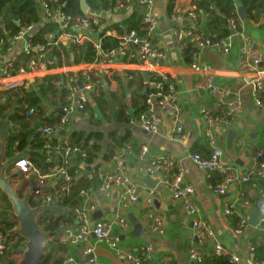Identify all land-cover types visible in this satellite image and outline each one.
Wrapping results in <instances>:
<instances>
[{"label":"crops","instance_id":"0c3cea01","mask_svg":"<svg viewBox=\"0 0 264 264\" xmlns=\"http://www.w3.org/2000/svg\"><path fill=\"white\" fill-rule=\"evenodd\" d=\"M153 1L155 4L153 13L158 18V29L154 38L157 47L164 50L166 53V58L159 61L160 63L155 67V70L157 72H169L175 77L174 81L177 87V98L186 121V131L188 133L187 140L185 142H176L172 140L173 120L169 118L158 105H156L154 111L155 121L158 126L157 133H150L144 130L139 124L132 123V119L134 118L130 119L127 115V120L125 118L124 120L119 119L118 110L121 95L125 93L123 101L127 104V114L132 117L135 110V99H137L138 94H143L146 87L145 84L143 87L139 79H137L138 81L134 86H131L129 84L130 79L125 71L133 70L136 73L141 72L143 77V79L141 77V81L144 83L146 81L144 72H148L150 76V72L146 70V67L137 63L136 60L118 64L113 75L103 81L101 96L100 91L97 94L91 95L87 102L86 111L74 113L66 131L59 132L56 137L61 142L69 143L71 141V133L75 129L85 130L89 133L90 130L80 127V123L83 121L92 123L91 131L98 130L103 132V149L98 160L95 162V165H91V168H88V166L83 167L81 163H79L80 174L76 178L78 179L82 176L91 178L96 177L94 183H98L97 185L102 183L101 174L104 176L106 173L113 172L116 168L115 161L112 160V158L109 159L106 157L110 145H112L111 147L114 153L127 144L131 145L132 153L128 155V175L133 184L138 186L140 198L129 203L128 206H124L121 201V191H119L118 186L112 187V193L110 195H106L99 189H95L92 201L98 204V209L96 212L90 211L92 222L101 217L104 219L119 218L126 221V224L119 222L116 226V233L119 235L125 249L132 250L137 246L150 245L152 247V264H193L189 257V249L191 244L196 242L197 239L194 235L191 220L198 215L193 217L188 216L182 201L174 197L169 185L164 182L167 171L152 176L154 179H159V183L155 187L156 196L152 208L147 204L149 190L152 187H149V185L141 179L142 176L147 175V173L142 170L144 165H147L157 156L169 155L175 160L177 166L183 169L185 182L194 186L193 201L199 208V216L212 225L214 229L215 236L206 241L205 245L202 247V252H204V254L210 253V251L214 249L216 242H219L228 253L231 252L239 255L242 264H255L249 251V242L251 237L257 231L261 230L259 220L264 210L259 209L257 203H264V198L261 197V192L264 191V176L260 179L253 177L252 182L246 183L243 186L237 182H233L229 191L224 195L216 194L209 188L208 171L194 163L190 155L194 152L193 149L199 151L203 156L208 154L205 148V145L208 143L205 136V123L201 118L200 111L201 108H207L212 113H217L218 107L215 97L198 87V82H201L203 78L200 74L192 70L190 66L185 64L182 47L172 34V28L175 26L173 14L186 12L193 4L196 5V3L195 0H176L173 13L170 14L168 11L169 0ZM237 3L239 18L237 26L231 24V51L225 54L216 46L208 45L201 50L200 57L202 62L212 66L217 83L231 91L230 97L239 95L245 104L244 110L236 115V119L232 126L223 127L218 125L214 128L223 148L221 163L230 168L229 171L233 175H241L251 170L253 167L252 156L258 149L264 147V111L261 107L256 105L253 96V85L248 77L249 74L246 73L241 66L245 36H248L254 41L255 47L253 51L261 55V66L264 67V17L261 16L258 20L247 17V14L238 0ZM38 10L40 20L35 24L34 33L37 31L38 26L51 22V20L48 21L44 16L40 7H38ZM134 11L143 13L144 8L139 5L137 1H133L129 9L117 11L111 15L104 14L103 10L98 12V15L102 20H105L103 25L106 27L111 24V22L124 19ZM88 13H90V11ZM200 13L199 28L207 33V15L203 11H200ZM237 27H240L241 30H237ZM9 40L11 42V49H7L6 53H3L1 49L0 57H6V60L13 58L17 59L24 52L25 40L14 41L13 38ZM53 57L54 54L49 56V58ZM63 62H65L64 70L74 73H80V71L85 69L93 68L91 65L92 63L80 62L69 64L67 63L66 56L63 57ZM61 65L55 64L56 68L54 69L37 71L30 74L16 75L18 72L6 76L0 74V107L9 105L6 106L4 112L0 110V180L2 181L0 182V187L8 193L11 199L13 204L11 215L17 220L16 226H18L15 227L17 229L16 232H19L22 236L21 223L15 209V202L10 194L16 195L21 201H24L25 204L34 211L37 221L40 214L46 208H51L58 214L66 213L67 220L64 222L61 230L50 232L41 227L45 235V254L47 253L46 246L50 243L51 239L58 237L59 241L66 243L67 248V251L59 254L58 257L61 256L65 259L68 254L75 255L79 258L78 256L82 255L85 247L89 243H95L94 235L91 236L89 243L72 244L63 241L64 227H76L78 225L77 214L74 210V207L77 205L73 207L64 206V202L60 201L58 203L53 202L46 204L44 202L45 195L53 192L54 186L52 184L44 185L42 192L36 193L35 190L39 185L38 176L33 172L23 173L16 166L17 159L20 157H29V153L24 152L20 154L17 152L19 155L14 158H7L6 156L8 135L10 129L15 127L11 115L14 113L24 114L21 108L28 106L26 103H23L21 106L16 103L18 102L17 98L19 96L24 95L25 92H36L41 98V102L38 106V109H40L38 116L42 117L45 116L46 112L55 111L56 108L65 101L64 97L59 94L55 96L52 94L44 95L40 90L41 82H45L43 78L47 75L58 74L56 72L59 71L58 67ZM115 72L119 74L118 76L122 80L121 84H119L118 80L115 78ZM25 78L31 81L29 88H25L24 86L11 88L7 86L9 80L15 79L22 81ZM10 93L15 94L10 95ZM113 94L116 96H113ZM260 94L264 99V90L261 91ZM95 96H100L99 102H97ZM2 113L4 116H2ZM25 113L27 116V111H25ZM74 121H76L75 126H72ZM232 131L235 132V135L232 136V142L230 143V133ZM112 134L115 135L112 136ZM112 137L114 139L119 138L120 145H115L112 141ZM145 146L147 151L144 157L141 158V153ZM209 148L211 149L210 146ZM18 174H23L26 177L35 175L36 180L33 181L30 179L28 184L23 183L20 187L19 183H17V180L20 179ZM168 176L172 178L174 173L170 171ZM242 188H244V195L246 198L252 202L249 207L242 208V211L248 216L250 225L246 231L240 235H235L234 229L238 223V216L227 215L224 208L228 200L237 199L240 196ZM40 197L43 199L40 205L32 206L30 204L31 199L38 200ZM262 207L264 209V206ZM71 211H73L72 214ZM97 213L99 214L96 216ZM154 214H161L163 216L165 224V232L163 234L151 230ZM185 220L188 222L185 223ZM138 227L140 228L139 230ZM27 241V238H25L23 242L24 245H27ZM95 252L98 259L104 264H128L119 259L115 250L107 244H97ZM22 259L23 253L19 255V264Z\"/></svg>","mask_w":264,"mask_h":264},{"label":"built area","instance_id":"2783aa9c","mask_svg":"<svg viewBox=\"0 0 264 264\" xmlns=\"http://www.w3.org/2000/svg\"><path fill=\"white\" fill-rule=\"evenodd\" d=\"M139 5L144 8L143 12V29L144 34H139L136 30L119 34L118 30H107L106 34L117 37L118 44L109 50H103L102 40L99 38L100 33L104 30V23L98 14H86L84 17L74 18L65 13L60 6L54 7L53 0H38V5L43 11L47 20L58 23V32H50L47 34L49 45H58L59 42L65 44H84L86 42L93 43L94 47L100 53V59L91 65L93 68L85 69L80 73H74L64 70L65 62L58 68L59 75H63L64 79L56 81L60 93L63 91V85L68 90L65 93L64 99L60 106L53 112H46L45 117L53 116L55 123H45L38 128V131L46 139L43 147L45 155V163L51 164L49 171H43L30 159V157H20L16 161V166L23 173H35L39 178L38 188L36 193H41L44 185L52 184L53 192L45 195L44 202L50 204L53 202H62L60 199L64 195H68L72 189L76 177L80 174V166L74 162V157L80 154L82 159L79 163L83 167H91L84 160L87 152L81 147L65 143H53L52 140L56 138L59 132L66 131L72 116L77 112H85L87 102L91 95L97 94L103 85V81L111 77L116 69V66L123 62H132L144 65L146 70L150 72V78L145 81V95L146 106L145 112L141 113L137 118L132 119V123L139 124L144 130L150 133H157L158 126L155 121V107L158 105L166 113V115L173 120L174 127L171 135L172 140L176 142H185L188 138L186 131V121L182 114L179 100L177 98V87L175 84V77L169 72H157L155 67L160 63L159 61L166 58L164 50L157 47L152 42L154 35L158 29V18L153 13V0H136ZM133 0H121L113 8L104 10V14L111 15L117 11L126 10L130 8ZM201 13L198 7L193 4L189 10L183 13L173 14L175 26L172 28V34L175 39L183 45H192L196 47L193 53L195 59L194 64L190 65L192 70L200 74L203 80L198 82V87L209 92L216 99L218 107L217 113H212L207 108H201V118L205 123V136L209 142L213 154L209 159L202 158L197 153H191L190 157L194 163L199 167L208 171L218 170L225 174L222 181L218 183H208L209 188L216 194H226L233 182L239 183L243 186L250 183L253 177L260 179L264 176V147L258 149L252 156L253 167L248 172L241 175H233L229 171L230 168L221 163L223 156V148L214 128L219 126L230 127L236 119V115L244 110V102L239 95L230 97L231 91L226 87L220 86L213 73L212 66L200 60L201 50L208 45H214L220 51L228 54L231 51L230 36L224 37L219 41L215 40L212 34H208L199 28ZM233 26H237L234 19L231 20ZM35 23L28 24L23 27L13 40H25L24 52L32 55L25 66H21L16 73L30 74L37 71H46L56 68V58H49L47 55L50 48L47 45L33 46L30 41L31 35L35 30ZM72 31H67L69 28ZM95 27V28H94ZM2 42L0 41V50ZM254 41L245 36V44L243 46V60L241 62L242 69L249 74L250 82L253 85V96L255 103L264 111V100L261 98V91L264 90V67L261 66L262 57L258 52H254ZM10 50L11 47L9 46ZM16 58L7 59L0 57V74L6 76L11 74L9 71L14 67ZM72 73V74H71ZM12 75V74H11ZM13 78V77H10ZM31 81L25 78L22 81L9 80L11 88H19L24 86L29 88ZM147 86L149 89H147ZM148 90L150 92H148ZM148 92V93H147ZM40 112L38 108H31L27 112L28 115L34 116ZM147 149L146 146L141 153V158L144 157ZM132 153L131 145L127 144L121 147L112 157L116 163V168L111 173H106L102 176V183L100 185H93L80 189V196L84 199L82 203H78L74 207L77 214L78 225L64 227L63 241L78 244L89 243L92 235L95 237V243H89L82 255L83 258H77L75 255L68 254L63 264H104L98 259L95 247L99 243L109 245L115 250L116 255L122 261L128 264H152L150 245L137 246L132 250H127L123 247L119 235L116 233V226L119 222L126 224V221L119 218H97L92 222L90 211H97L98 204L92 201L95 189H99L102 193L110 195L112 187L118 186L121 191V201L124 206H128L140 198V190L137 185L131 181L128 171V155ZM78 163V164H79ZM76 165L74 172L70 168ZM177 169L174 176L171 178L168 173L172 169ZM147 174L152 176L161 172L167 171L164 182L169 185L175 198L180 199L188 216H196L191 220L196 242L191 244L189 249V257L193 264H201L203 261L202 246L205 241L215 236L214 229L207 221L199 216V208L193 201L194 186L186 183L184 180V171L177 166L175 160L169 155H160L153 158L147 165L142 167ZM210 177V175H209ZM255 183V182H253ZM156 196V189L149 190L147 204L149 207L154 206ZM261 197L264 198V191L261 192ZM252 204L251 200L244 195V188H242L240 196L237 199L228 200L225 204L224 211L227 215H237L238 223L234 229L235 235H240L249 228V220L246 213L242 211L243 207H249ZM185 223L188 221L185 220ZM261 230H264V213L259 220ZM151 230L163 234L165 232L164 219L161 214H154L151 223ZM9 246V242L4 235L0 234V254L4 253ZM21 254H25L27 245L22 248ZM255 246L249 242V251L255 264H264V261H256L254 254ZM217 254L227 253L230 255V264H242L239 255L235 253H228L223 245L219 242L215 244ZM93 254L92 258H84L86 255Z\"/></svg>","mask_w":264,"mask_h":264},{"label":"trees","instance_id":"16d2710c","mask_svg":"<svg viewBox=\"0 0 264 264\" xmlns=\"http://www.w3.org/2000/svg\"><path fill=\"white\" fill-rule=\"evenodd\" d=\"M121 0H87L89 4L88 14H98V12L103 11L108 8H113L120 3ZM136 1V0H133ZM240 5L243 7V10L247 14V17H252L253 19L258 20L261 16L264 17V0H238ZM176 0H169L168 2V11L170 14L173 13ZM195 3L199 11H203L206 17V29L208 34H212L215 37L216 41L224 37L231 36V20L234 19L235 22H238L239 14L237 10V0H195ZM52 5L54 7H59L67 14L71 15L74 18L84 17V14L81 10V1L80 0H53ZM38 1L37 0H0V41L2 42V51L3 53L7 52L8 47L11 45L10 38L12 39L23 27L28 24L37 23L40 20V14L38 10ZM123 11V10H121ZM104 23L105 20H102ZM143 13L132 12L127 15L124 19L118 20L116 22H111L107 25L104 30L100 33L99 38L102 40L103 50H109L114 48L119 39L117 37L107 35L106 31L109 29H116L118 33L124 34L125 32L136 30L139 34H144L143 29ZM95 28V27H94ZM237 30H241L240 27H237ZM58 23L56 22H47L38 26L37 31L33 33L30 37V41L33 46L38 45H47V48H50L48 56L54 54L56 58V65H61L63 63V57L66 56L67 63H94L100 59V53L98 49L94 47L93 43L86 42L84 44H65L64 42H59L58 45H49V39L47 34L50 32H58ZM67 31L71 32L72 28L70 27ZM152 42L156 45L155 38L152 39ZM182 52L185 60V64L190 66L194 64L195 59L193 53L196 50V47L192 45H183ZM32 55H29L23 52L14 62V67L9 71L11 73L16 72L21 66H25ZM126 75L130 79L129 84L134 86L137 83V79L140 80V83L144 87V82L141 81L142 74L136 73L133 70L125 71ZM72 74V73H71ZM119 74L115 72L114 76L118 80L119 84L122 83ZM64 79L63 75L51 74L43 78L45 82H41L40 90L44 95L52 94L55 96L60 93L56 81H61ZM143 79V77H142ZM68 90L63 85V91L61 96H65V93ZM102 88L100 90V96ZM15 94V93H10ZM18 95V94H17ZM100 96H95L97 102L100 100ZM113 96H116L113 94ZM125 93L121 95L120 105L118 110V117L120 120L128 118H137L141 113L145 112L147 109L146 106V95L145 91L143 94H138L137 99H135V110L133 116L131 117L127 114V104L123 101ZM262 100L263 97H261ZM16 102L18 105L23 103L28 104L27 107L21 108L22 113L12 114V120L15 123V127L10 129L7 143H6V156L7 158L18 157L19 153L28 152L30 159L43 171H49L51 169V164L45 163V155L43 152V147L46 142V139L38 131V127L44 125L45 123H55V118L42 117L34 115L30 116L25 111H29L31 108H38L39 103L41 102L40 96L36 92H25L24 95L19 96ZM106 103V101H105ZM99 104V103H98ZM100 105V104H99ZM6 106H1L0 110L5 111ZM12 107V104H11ZM3 114V113H2ZM4 116V114L2 115ZM127 120V119H126ZM115 134H112V136ZM104 139V134L101 131L93 130L87 133L85 130H74L71 133L70 144L77 145L84 149L87 152V156L84 159L87 164L95 165V162L98 160L100 153L103 149L102 140ZM112 141L115 145H120V139H114ZM208 141V140H207ZM53 143H59L60 140L56 137L52 140ZM110 145L109 151L106 155L107 158L111 159L113 157L114 150ZM209 142L205 145L206 152L208 154L201 155L199 151L193 149V153L199 154L202 158L209 159L213 150L209 148ZM109 147V146H108ZM17 152H19L17 154ZM82 159L80 154L74 157V162L77 161L76 165ZM76 165H73L70 170L74 172ZM177 169H172L171 173H174ZM210 177L208 182L218 183L222 181L225 177V174L219 172L218 170H213L209 172ZM77 178V177H76ZM32 180H36L35 175L32 176ZM96 177H85L76 179L74 181L71 191L68 195H64L60 199H64L63 205L73 207L78 203H82L83 198L80 196V189L86 188L89 186L97 185L94 183ZM22 195V194H20ZM41 198V199H40ZM38 200L31 199L30 204L32 206H37L42 203L43 199L40 197ZM82 199V200H80ZM13 210V204L11 199L8 196V193L0 187V234L4 235L9 242V246L4 253L0 254V264H19V255L21 254L22 248L24 247L25 238L15 231L17 225V220H12L11 211ZM72 210V209H71ZM73 211H71V214ZM67 215L58 214L54 212L51 208H46L39 216L38 222L43 229L46 231L54 232L62 229L64 222H66ZM251 243L255 246L254 254L256 261H264V230L257 231L251 237ZM206 243V241H205ZM204 243V245H205ZM203 245V246H204ZM202 246V247H203ZM46 260L42 264H63V257H58L59 254L65 253L67 251L66 243L59 241L58 237L51 239L50 243L46 246ZM203 254V261L201 264H230V255L227 253L217 254L215 247L210 253ZM54 260V261H53ZM52 262V263H51Z\"/></svg>","mask_w":264,"mask_h":264},{"label":"water","instance_id":"95a60500","mask_svg":"<svg viewBox=\"0 0 264 264\" xmlns=\"http://www.w3.org/2000/svg\"><path fill=\"white\" fill-rule=\"evenodd\" d=\"M81 1V10L84 14L89 12V4L87 0H80ZM234 33V31H233ZM212 45H214V40L212 41ZM145 80L148 81L150 76L148 72H144ZM147 89L148 86H147ZM148 92H150L148 90ZM147 92V93H148ZM63 132V131H62ZM230 143L232 142V136L235 135V132L232 131L230 133ZM91 168V167H88ZM141 179L149 185V187L155 188L159 183V179H154L150 173L146 176H142ZM15 202V209L18 215V219L21 223V232L25 238H27V250L23 259L21 260L20 264H42L46 260L45 254V245H44V237H43V230L39 225V222L36 219V215L31 208L25 204L24 201H21L16 195L10 194ZM257 206L259 209H263L264 206L263 202H258ZM99 213L96 214V216ZM256 221H257V213H256ZM254 221V222H256ZM137 225V224H136ZM140 228L138 227V230ZM80 259L83 258V255L78 256ZM93 254L86 255L84 258H92Z\"/></svg>","mask_w":264,"mask_h":264},{"label":"rangeland","instance_id":"374dc122","mask_svg":"<svg viewBox=\"0 0 264 264\" xmlns=\"http://www.w3.org/2000/svg\"><path fill=\"white\" fill-rule=\"evenodd\" d=\"M75 122L76 121H74L73 123H72V126H75ZM91 124L92 123H89V122H87V121H83V122H81L80 123V127L82 128V129H86V130H90L91 131ZM18 176H19V178L20 179H18L17 180V183H19V186L21 187L22 186V184L23 183H27L28 184V181H30V179H32V176L31 177H26L25 175H23V174H18ZM0 182H2L1 180H0ZM28 186V185H27ZM29 188V187H28ZM11 218H12V220L14 219L13 218V216L11 215ZM17 218V217H16ZM15 220V219H14ZM16 227H18V226H16ZM15 231H17V229L15 228ZM43 237L45 238V235H44V233H43ZM44 241H45V239H44ZM25 255V254H24ZM24 255H23V257H24Z\"/></svg>","mask_w":264,"mask_h":264}]
</instances>
